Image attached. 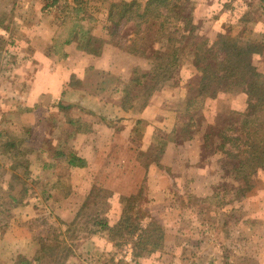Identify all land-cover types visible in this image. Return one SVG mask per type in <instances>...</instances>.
<instances>
[{
	"label": "rangeland",
	"instance_id": "374dc122",
	"mask_svg": "<svg viewBox=\"0 0 264 264\" xmlns=\"http://www.w3.org/2000/svg\"><path fill=\"white\" fill-rule=\"evenodd\" d=\"M112 1L129 0H0L1 139L18 144L27 160V170L29 160L37 158L32 178L22 167L14 171L10 157L0 155V264H19L22 258L31 261L38 252V240L52 245L51 239L56 236L58 250L61 246L68 247L67 257L55 252L45 254L43 259L32 264H106L118 259L126 264H264V171L252 175V188L244 193L245 186L235 177L237 159L228 158L223 152L203 144L195 150L185 148L182 143L187 140L176 133H168L164 125V115H169L171 121L180 116L179 121L186 123L183 121L184 79L191 75L197 53L211 45L219 35L236 40L257 37L264 45L263 0H189L195 27L192 39L184 25L174 20L166 22L162 28L158 27L159 23L148 21L136 33L131 30V23L122 25L120 21L119 33L111 35V23L114 22L108 24L106 19ZM136 1L144 3L147 0ZM81 19L91 22L89 34L94 38V47L99 45L100 55H89L78 43L72 42L63 48L73 55L72 58L47 57L51 37L58 32L56 36L61 39L74 31L75 22L72 21ZM62 22H68V25L59 28ZM74 38L84 42L75 32ZM35 50L47 59L40 58ZM159 56L173 57L175 67L171 70L170 80L147 90L151 64L154 66ZM251 57L253 65L264 67L263 55ZM41 69L46 73L53 94L58 92L60 85L65 94L79 92L69 97L70 101L80 97L87 99L96 93L112 104L110 109L115 111L112 110L111 115L120 114V108H123L132 119L144 106L150 109L146 117L148 128L140 125L133 129L136 132L133 142L138 146L143 141L140 138L151 133L147 137L150 146L137 154L141 165L137 171L138 183L146 165L158 164L167 143L180 146L165 156L167 165L161 166L162 173L179 178V183L173 186L166 178L160 184L167 202L160 219L154 220L159 227L158 234H163V242L157 251L143 254L131 262L129 245L117 249L106 236L107 232L97 231L98 227L92 223L108 220L105 216L111 206L109 195L103 198L100 194L95 200L84 202L71 223H64L56 215L62 196L71 191L73 175L60 162L53 172L41 171L38 163L41 157H37L23 131H15V116L8 111L3 114L10 105L22 103L29 82ZM146 73L148 78L138 84L141 75ZM243 99L244 95L235 90L213 100L210 109L222 114L241 111ZM62 113L65 115L66 111ZM260 114L264 119V111ZM57 115L56 111H50V121L55 122ZM153 126L156 129L151 132ZM64 131L68 136V131ZM194 131L201 134L196 128ZM35 134H40V130ZM60 136L59 148L68 151L67 138ZM38 140L32 139L33 144ZM56 140L53 137L49 143ZM56 179L61 181L55 183ZM48 188H51L53 202H45L44 194H48ZM132 190L136 192L133 195L139 196L137 203L143 202L140 208L145 209L152 190L150 192L146 184L134 189L131 183L124 188L125 193ZM13 196L18 199L16 203L10 200ZM74 205L76 203L70 204L69 208ZM124 206L126 202L122 198L119 219Z\"/></svg>",
	"mask_w": 264,
	"mask_h": 264
},
{
	"label": "trees",
	"instance_id": "16d2710c",
	"mask_svg": "<svg viewBox=\"0 0 264 264\" xmlns=\"http://www.w3.org/2000/svg\"><path fill=\"white\" fill-rule=\"evenodd\" d=\"M189 5V0H147L144 3L136 0L112 1L109 4L106 23L114 22L111 23L110 31L113 35V33H119L121 24L131 23V30L136 33L148 21L159 23L158 27L162 28L166 22L174 20L181 22L188 30L187 33L191 35L195 27ZM261 5L264 15V0ZM120 21L121 24H119ZM72 22H75L74 31L65 34L61 39L56 36L58 32L51 37L46 52L47 57L64 59L66 53L63 48L72 42L78 43L83 52L99 56L101 53L99 45L94 47V38L92 39L88 30L92 27L91 22L88 23L82 19ZM63 25H68V22L59 23L58 27ZM105 28L106 24L102 29L105 30ZM74 32L76 37L84 42L75 39ZM192 38L191 35L189 39ZM260 40L257 37L236 40L219 35L211 45L198 52L191 75L184 80L183 84L186 94L183 121L186 120V123L182 124L179 121L180 116L176 117L175 122L176 135L188 140L193 135H198L194 131L196 128L197 132L198 130L201 132L198 135L201 144L223 152L228 158L238 160L235 177L245 186L244 193L252 188L250 183L252 175L257 171H264V119L260 117L261 111H264V67L253 65L251 60V55L254 54L264 57V45L261 42L263 40ZM156 59L157 63L154 66L151 64L150 85L147 90H153L159 83L170 80L171 70L175 67L173 57L159 56ZM146 78H148L147 73L141 75L137 83L141 84ZM235 90L244 95L241 111L222 114L210 109L213 100ZM0 147L1 153L10 157L11 168L15 171L18 167H22L26 169L27 175L28 163L23 158L18 144L13 141H2ZM56 156L60 155L56 154ZM66 163L71 167L82 165V161L72 153L66 156ZM25 179L27 180V176ZM23 192L26 193L25 190ZM100 194L103 198L106 195L110 196L109 191L94 186L85 202L90 199L95 200ZM137 195L124 198L126 206L122 209V215L114 226H108L104 220L92 223L98 227L97 231L107 232L106 236L114 243L115 248L129 245L131 262L143 254L157 251L163 242V234H158L159 227L154 219L144 208H140L143 202L140 205L137 203L139 197ZM10 200L13 203L16 201L12 197ZM92 233L94 232H90ZM57 237L51 239L52 245L38 240L39 249L35 257L31 261L22 258L19 264H32L33 261L43 259L45 254L52 255L55 252L61 253L63 258H66L69 249L61 246L58 250ZM106 264H126V262L118 259Z\"/></svg>",
	"mask_w": 264,
	"mask_h": 264
},
{
	"label": "crops",
	"instance_id": "0c3cea01",
	"mask_svg": "<svg viewBox=\"0 0 264 264\" xmlns=\"http://www.w3.org/2000/svg\"><path fill=\"white\" fill-rule=\"evenodd\" d=\"M35 51L37 54H40V58L47 59V55L44 56L40 51ZM64 52L66 53L64 58L73 57L70 52L66 50ZM43 70L35 72L34 79L29 82L28 86L30 87L25 98L22 99L21 105H10L8 110L7 108L3 110V114H6L8 111L9 114L15 116V131L17 133L23 131V135L28 138L30 146L35 148L37 157H41L38 160L41 171L53 172L55 166L58 165L57 163L60 162L63 168L73 175L70 180L71 191L62 196V199L59 201L60 205L56 209V215L64 223H71L82 204L86 201L92 187L98 186L108 189L110 192L108 203L111 206L105 217L108 219L106 220L107 225L112 227L119 219L120 200L136 193H133V190L128 193L124 191V188L131 186L132 183L134 189L138 185L146 184L149 186L150 192L152 190V197L148 199L145 210L152 219L159 220L167 202L166 196L163 194L165 190L160 185L161 181L167 178L173 186L179 183V178L169 177L167 174L162 173L161 166L167 165L164 161L165 156L173 151L175 147L179 148L180 146L171 142L167 143L158 164L149 163L146 165L142 169L143 174L138 183L137 171H139L141 165L138 162L137 154L138 151H146L150 146L147 137L151 133L149 136L145 134L141 137L140 140L143 139V141L138 146V144L133 142L134 134H136L133 129L140 125H145L148 128L149 121L146 120V117H148L150 109L147 110L144 106L137 116H134L135 118L132 119L123 111V108V110L120 108V114L111 115V111H115L114 108L110 109L112 104L108 100L101 99L96 93H92L93 95L87 99L80 97L79 99L70 101L68 98L78 95L79 92L65 94L61 92L62 85H60L58 92L56 91L53 94L49 87L46 73ZM102 70L108 71L104 68ZM148 106L151 107V104ZM50 111L58 113L55 122L50 121ZM64 111H66L65 115L62 113ZM107 111H110V114ZM164 118H166L164 122L166 131L170 134L175 133L176 117L172 121L169 115H164ZM158 125L161 124L159 123ZM38 129L40 130V134L36 135L35 133ZM64 129L68 131V136L64 135ZM155 129V126H153L151 132ZM1 135L0 141H3L4 139H1ZM60 135L67 138L66 142L69 143V146L66 144L68 151L59 148L62 143L59 141L62 138ZM53 137L57 140L55 143L52 141L53 143L51 144L49 140ZM32 139H39L40 141L38 140L39 143L37 141L33 144ZM200 144L198 135H193L182 143L185 148H194V150L199 148ZM49 146L51 148H48ZM69 153L79 158L82 161V165L78 167L68 166L66 156ZM56 154L60 156H56ZM36 159L29 160L28 171L30 173L29 177L32 178L31 172L35 169L34 163ZM42 159L46 160L42 161ZM171 175H174V172H171ZM60 181L56 179L55 183H59ZM105 181L110 185L107 186ZM31 196L28 195L27 197ZM44 196L45 200H47L45 202H53L51 188H48V194H44ZM12 198L16 200L14 203L18 201L16 197L13 196ZM38 199L41 200L40 197ZM73 203H76V205L72 209L69 208L70 204Z\"/></svg>",
	"mask_w": 264,
	"mask_h": 264
}]
</instances>
